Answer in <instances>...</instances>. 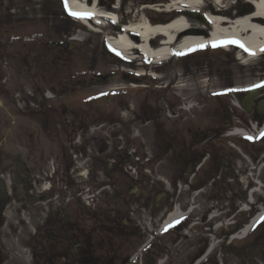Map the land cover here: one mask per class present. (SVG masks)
I'll use <instances>...</instances> for the list:
<instances>
[{
	"label": "rangeland",
	"instance_id": "rangeland-1",
	"mask_svg": "<svg viewBox=\"0 0 264 264\" xmlns=\"http://www.w3.org/2000/svg\"><path fill=\"white\" fill-rule=\"evenodd\" d=\"M97 1L100 10L112 11L127 23L139 22L143 17L151 24H164L177 16H184L195 28L196 35L204 37L211 31V27L202 24L200 18L190 16L191 11L168 13V6L178 0ZM62 2L0 0V135L9 136V144L14 142L12 147L5 148L8 154L17 155L22 161L26 172L23 180L30 184L28 192L23 193L22 185L15 184L9 174L10 164L3 163L0 175L4 185L0 192V202L3 203L0 264H23L21 246L26 227H23L21 219L15 223L14 216L20 214L26 220L37 217L40 211H43V215L47 213L51 216L54 209L52 204L60 202L66 189L60 187L61 190H58L53 186L50 192L42 195L40 192L46 183L39 179L46 175L44 179L50 181V173L54 170L59 174V179L66 181L65 170L77 166L70 154H78V159L80 152L86 153L92 160L89 164L91 187L96 188L99 182L96 176L103 175L96 173L98 164L110 163L108 166L114 174L113 178L118 180L119 188L126 187L128 193L134 185L132 178L140 173L144 180L139 181V185H156L146 186L143 192V195L147 194L151 198L147 205L137 200L138 197L134 199L137 207L158 208L164 205V195L169 199L165 204H170L171 209L186 211L190 205H196V210L189 217L166 229H148L145 241L147 243L153 237L156 239L153 246L157 254L156 264H193L203 239L214 245L213 252L219 264H248L245 263L246 258L254 260L253 264H264L256 255L255 259L248 256L250 253L246 252L240 240L235 239L232 242L234 246L228 249L229 240L223 238L226 232L224 227H229L233 222L235 224L236 214H244V218L248 219L264 209V131L259 133L255 130V127H261L264 114L256 117L252 111L245 110V106L251 103H264V87H258L264 85V57L242 65L234 57L233 51L224 52L206 46L183 55H174L168 63L154 69L157 79H141L133 73H127L128 70L138 69L133 62H126L104 45L102 37L105 34H93L74 22ZM114 6L120 10L112 9ZM251 9V4L246 0H204L199 12L234 20L246 15ZM107 28L112 35L119 31V27L110 22ZM183 34L177 36L179 41L183 39ZM38 35L43 37L41 42L56 45L55 50L47 54L54 59L53 65L58 67L56 77L41 75L44 62L38 53L39 45L27 42ZM71 37L77 39L72 41ZM130 37L138 42L136 37ZM159 40L153 41V46L157 47ZM62 42L64 45L59 44ZM49 81L57 82L60 90L52 94L53 100L50 99L46 106L48 111L43 113L40 106L42 99L46 98L39 91L47 89L52 93V88H56ZM176 83L183 87L176 90L173 88ZM133 84L135 86L130 87ZM70 85L75 87L69 89ZM250 88L257 92L249 94ZM101 92L111 98L113 113H123L127 118H132L133 115L128 113L135 112L139 130L127 132L122 122L110 125L91 119L94 110L90 100ZM51 101L59 104L58 108L52 109ZM187 103H191L193 109L181 108ZM66 105L71 106V109H67L69 106ZM47 120H61L59 125L66 124L60 127L61 130L65 129L62 133L65 137L60 139L66 141L64 154L58 151L60 142L43 144L34 141L28 146L29 140H34L38 132L39 140L44 139L42 137L45 135L40 132H44L43 122ZM101 125L105 132L94 130V127ZM235 130L247 134L229 136ZM79 139V145L73 143ZM28 148L37 159L34 166L30 163L29 152L23 153ZM22 149L23 152L15 151ZM187 149L209 156L210 161L207 160L205 165L210 164L214 170L213 177H208L204 171L196 173L195 178L189 176L187 180H177L174 163L178 157L185 156ZM39 151L45 153L42 159L38 158ZM50 156L52 158L49 159ZM221 156L226 158L223 165L226 169L218 174L215 169L220 167ZM46 160H49L48 164H45ZM133 161L137 163L133 164ZM198 190L203 193L194 197ZM25 193L29 195L28 199ZM40 196H44L40 199L42 201L35 203L40 201L37 199ZM229 202L233 211L228 206ZM94 203L95 200L90 206L82 203L83 208L75 206L72 214L94 212L97 207ZM136 206L133 205L134 208ZM208 214L215 215L212 221L222 220V225L214 229L220 223L214 224L211 232H207L210 235H205L207 224H199L208 220ZM261 217L254 229H260L261 223H264V215ZM193 222L198 225H192L189 229ZM34 230L35 227H29L30 235ZM107 243L110 253L117 245L125 249L117 237L109 234ZM231 250L234 251L232 254ZM120 260L111 262L129 264L130 259L124 263ZM145 262L144 258L142 263Z\"/></svg>",
	"mask_w": 264,
	"mask_h": 264
},
{
	"label": "flooded vegetation",
	"instance_id": "flooded-vegetation-1",
	"mask_svg": "<svg viewBox=\"0 0 264 264\" xmlns=\"http://www.w3.org/2000/svg\"><path fill=\"white\" fill-rule=\"evenodd\" d=\"M42 38L43 37L41 35L34 36L33 39L30 41L27 40V42H36L37 45H39L38 53L42 55L41 60L44 62L42 63L43 73H41V75L56 77L58 76V67L53 65L52 60L54 59L47 55L51 50H55L56 45H54L52 42H41L40 40H42ZM59 44L64 45L63 42ZM49 82L56 87L52 88L53 90H56H52V94L54 95V92L60 90V86L57 82ZM74 87L75 86L70 85L69 89ZM46 91L49 90L46 89ZM46 91H42L41 94L44 95ZM110 99L111 98H109V95L103 92L91 98L90 103L94 110L92 111L93 116H91V119H94L96 122L99 121L110 123V125L122 122L124 123L125 131L127 132L139 130V120H136L138 118L136 117L135 112L128 113L133 115L132 118H127V116H124L123 113H113V107H111L112 101ZM48 101L50 100L42 99L40 108L43 109V113H47L48 111L46 110L47 103H49ZM51 102L53 103V101ZM258 104L259 101L252 103L249 108L250 112L252 111V114L256 117H260L261 113H263ZM58 106L59 104L53 103L51 108L56 109ZM66 106L68 107L69 105ZM67 107L62 106L64 109ZM70 107L71 106H69L67 109ZM110 107L111 109L108 110L107 108ZM61 122V120L55 122L54 120L44 121L42 129L45 133L43 131H41L42 133L40 132V134L45 135L42 137L44 139L39 140L38 132L34 140H29L28 146L33 144L34 141L35 143L38 142L43 144L48 142H54L56 144L57 142H60L61 144L58 151L59 153L62 152L64 154L66 151V148H64L66 141H61L60 139L61 137H65L62 134L65 132V129L61 130L60 127H63L66 124L62 123L59 125L58 123ZM142 123L144 124V121ZM49 124L53 125L50 126ZM94 128L100 132H105L103 125L96 126ZM13 143L14 142L8 144L6 148L12 147ZM5 146L0 143V175L3 169V163L7 162L10 164L9 174H11L15 184L20 183L22 185L23 193L28 192L27 190L29 189L30 184L23 180V175L26 174L25 170L23 169L24 164L21 160H19L17 155L15 156L12 153L8 154V150H6ZM15 151L23 152V149L20 151ZM27 152H29V156L31 157L30 163L32 166H34L37 159L30 152L29 148L27 150L25 149L23 153ZM44 156L45 153L39 151L38 158L42 159ZM50 158L52 157L50 156L49 159ZM209 159L210 158L208 155H206V153L193 152L187 149L185 156L183 155L182 158L178 157V160L174 163L177 180H187L189 176L195 178L196 173H202L204 171L208 177L212 176L214 170H212L209 163L205 165V162ZM225 160L226 158L221 156L219 160L220 167L215 169L216 173L220 174L226 169V167H223V165L226 163ZM48 161L49 160H46L45 164H48ZM106 161H109V159ZM109 164L110 163L98 164L99 169H97L96 173L98 175H103L101 177L96 176V180L99 182L96 185V188H94V192L97 194V196L94 198L95 203L97 204L96 211L94 212L83 211L82 213L72 214V210L75 208V206H80L83 208L84 206H82V203H87L84 202L86 197L82 191L83 186L79 183L80 172L76 171L81 169L83 163L77 164V166H70L65 170L66 181L59 179V174L57 175V172L54 174V178L50 179V181L58 187H60L62 184L61 188L66 189V192L61 198L60 202L55 201V203L52 204L54 209L51 213V216L47 213L43 215V211H40L37 217H30L23 221V227H26L23 232L24 234L22 235L21 246V249H23V264H115L114 262H111V260L115 259H121L119 262L124 263L129 258L134 256L135 250L143 244H147L148 249L143 253L142 258L146 257L147 259L151 257L154 262L157 261V254H155L153 250V246L156 244V239L153 237V240H149V242L146 243V232H148V229L159 228L162 220L169 214L171 205L165 204V202L169 199H166L167 195H164V205L158 206V208L142 209L141 207H137L136 201H134L136 197H138L137 200L141 201L144 205H147L151 199L150 196H147V194L143 195L146 186L149 185H139V181L143 182L144 176L142 173H140L135 178H132V180H134V185L132 187V191L128 193L126 191V187L124 189L119 188L120 186L118 184V180L115 177L113 178L114 174L109 168ZM86 167L88 168L86 171H88L90 174L89 165H86ZM205 168L207 169L205 170ZM100 169L103 170V172ZM20 178H22V181H20ZM39 180L43 183L45 181L44 176H42ZM154 186L156 185L154 184L153 186L149 187ZM172 186L174 188L175 183H173ZM3 188V182L0 180V192L3 190ZM61 188L57 189L61 190ZM77 188H79V192L77 191ZM164 188L166 189V187ZM71 189L73 190V196L70 192ZM40 193L45 195V193L42 191ZM25 195L28 199L29 195L26 193ZM43 197L44 196H40L37 197V199L40 200L43 199ZM48 198L50 199L52 197ZM80 198L84 199V201H82ZM41 201L42 200L35 203H40ZM2 205L3 203L0 202V226L3 222V212H1L3 209ZM86 205L88 206L89 204L87 203ZM133 205L136 207L134 208ZM228 206L231 209L233 208L230 202L228 203ZM218 223L222 224V220H213L212 223H209L207 228L205 227L207 230L205 235H210V233L208 234L207 232H210V229L214 226V224ZM29 227H35L34 233L31 235L29 233ZM232 230L233 228L227 232H224L223 238L227 239L233 233ZM108 234L115 236V238L117 237L118 242L124 245L125 249L122 250L117 245L115 250L110 253L108 250L109 245L107 243ZM228 243L230 242L228 241ZM241 243L246 252L250 253L248 256L254 259L257 256L259 259L263 260L264 263V223H261L260 229L255 228L254 230H251L246 235L245 240ZM127 245L131 247L126 248ZM210 246V241L206 239L202 240V243L198 249V256L201 258V264H219L217 259H215L216 254H214V252L212 253ZM231 246L234 245L231 244L228 248H231ZM233 252L234 251L231 250V254ZM245 260V263H254V260L251 258H246Z\"/></svg>",
	"mask_w": 264,
	"mask_h": 264
},
{
	"label": "bare ground",
	"instance_id": "bare-ground-1",
	"mask_svg": "<svg viewBox=\"0 0 264 264\" xmlns=\"http://www.w3.org/2000/svg\"><path fill=\"white\" fill-rule=\"evenodd\" d=\"M251 1L255 5L252 13L236 17L233 23H225L226 20L224 21L220 15H211L205 13L204 15L207 16V20L210 26H212L211 34L207 36L208 39L206 37L202 38L199 35H196V32L194 31L195 28L191 27L189 22L183 16H177L176 19L171 22V24L166 23L161 25H153L149 23L146 18L141 17L139 22H130L125 26V30L130 31V34L134 33L137 39H140L139 42L132 40L130 35L125 36L122 33H119L118 36L114 38L106 35V42H108L107 45L117 52H120L129 61L135 60L137 57L135 54L137 53L141 57L140 59H143L146 61V63L154 62L161 64L167 61L166 59L169 55V50L166 45L172 44L175 36L177 38V35L182 34V32L189 31L190 33L184 35L180 45L175 48L177 49L178 53H188L194 51H190V49H201L199 45L212 47L213 42H217V40H238L247 49L255 53V55H248L250 58L248 62L258 61L260 57L259 55L263 53L260 51V49L264 48V0ZM203 2L204 0H178L177 2H174L173 5L168 7L171 9L173 6L187 11L199 12L203 8ZM97 7V0H94L91 4H88L87 0H67L68 11L91 14L90 18L75 19L84 23L85 25L87 24V26L95 33H99L101 26L107 25V22L113 24L118 20V17L114 13L109 11L104 12ZM91 21L93 23H91ZM156 36H163L161 39L167 40V44L165 42L162 43V46H160V48L157 50L150 49V46L148 47V45L151 43L150 38H154ZM231 45L233 44H225L219 47H221V49L224 51L226 49H231ZM248 62L246 63L248 64ZM262 131H264V128ZM240 134L246 135L247 133L242 130H235L231 135L238 136ZM47 189L48 186L45 185L43 187V191L45 192ZM261 213L264 214V212ZM180 216L181 212L177 210V208H174L172 214H170L169 217L164 220L161 230H164L170 224L178 221ZM257 221L258 217L256 216L249 227H246L244 230H242V232L236 234L231 240H243L247 232L255 225ZM211 249H213V245ZM197 264H199V262Z\"/></svg>",
	"mask_w": 264,
	"mask_h": 264
},
{
	"label": "snow or ice",
	"instance_id": "snow-or-ice-1",
	"mask_svg": "<svg viewBox=\"0 0 264 264\" xmlns=\"http://www.w3.org/2000/svg\"><path fill=\"white\" fill-rule=\"evenodd\" d=\"M65 7L67 8V0H65ZM69 15L73 16L74 18H90L91 14L90 13H79V12H71L69 11ZM225 44H233L237 47L242 48L244 51L248 52L249 55H255L254 52H251L249 49H247L240 41L238 40H229V41H219V42H213L212 47L216 46H221ZM200 48L206 47V45H199ZM195 50V49H190V51ZM261 52H264V48L260 49ZM175 55H183V53H174ZM119 55V53H117ZM258 87H264V85H258ZM264 135V133H262Z\"/></svg>",
	"mask_w": 264,
	"mask_h": 264
},
{
	"label": "water",
	"instance_id": "water-1",
	"mask_svg": "<svg viewBox=\"0 0 264 264\" xmlns=\"http://www.w3.org/2000/svg\"><path fill=\"white\" fill-rule=\"evenodd\" d=\"M191 16H194V17H200V18L203 19V16H201V15L198 14V13H192ZM204 22H205V21H204ZM131 264H136V263H135V262H132ZM146 264H152V260L149 259L148 263H146Z\"/></svg>",
	"mask_w": 264,
	"mask_h": 264
}]
</instances>
